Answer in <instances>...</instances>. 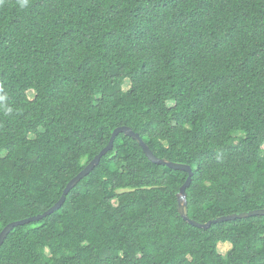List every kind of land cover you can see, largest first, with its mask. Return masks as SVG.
<instances>
[{
    "label": "trees",
    "instance_id": "16d2710c",
    "mask_svg": "<svg viewBox=\"0 0 264 264\" xmlns=\"http://www.w3.org/2000/svg\"><path fill=\"white\" fill-rule=\"evenodd\" d=\"M123 126L191 167L192 220L264 209V0H0V233L52 208ZM187 178L119 134L0 264H264V216L190 225Z\"/></svg>",
    "mask_w": 264,
    "mask_h": 264
},
{
    "label": "water",
    "instance_id": "95a60500",
    "mask_svg": "<svg viewBox=\"0 0 264 264\" xmlns=\"http://www.w3.org/2000/svg\"><path fill=\"white\" fill-rule=\"evenodd\" d=\"M124 134L128 137H131L137 143L141 146L143 149L144 153L146 154L147 158L149 161L153 164L156 165H164L167 166L170 169L173 170H180L188 173V178L185 182V184L180 188L179 193L177 194V202H178V210L181 215V217L190 225H193L195 227L201 228V229H209L212 224H217L221 222H228V221H233L237 219H245L249 218L252 216H264V209H258V210H253L250 212H243L239 214H232L229 216H222L217 218L216 220H211L207 223H199L195 220H192L189 217V210H188V201H187V189L190 187L191 182H192V177H193V171L189 165L185 164H178L171 162L165 158H159L157 157L147 146V144L143 141V139L140 137L139 134L135 133L130 127L123 126L116 128L112 134V137L109 141V144L98 154L85 168L82 170L77 176H75L66 186L60 200L48 211H46L44 214H40L34 217H30L24 220L12 222L8 224L0 233V248L3 245L4 241L7 239L8 235L16 228L19 226H24L26 224H30L32 222H37L40 221L41 219L51 215L52 213L58 211L65 203L66 201V196L69 194V192L86 176H88L97 166H99L101 159L107 155L114 146V141L116 137L119 134Z\"/></svg>",
    "mask_w": 264,
    "mask_h": 264
},
{
    "label": "rangeland",
    "instance_id": "374dc122",
    "mask_svg": "<svg viewBox=\"0 0 264 264\" xmlns=\"http://www.w3.org/2000/svg\"><path fill=\"white\" fill-rule=\"evenodd\" d=\"M123 87L125 90H128V88L130 87V81L129 80H126L124 83H123ZM231 247V244L229 243H220L219 244V251L222 253V254H225Z\"/></svg>",
    "mask_w": 264,
    "mask_h": 264
}]
</instances>
